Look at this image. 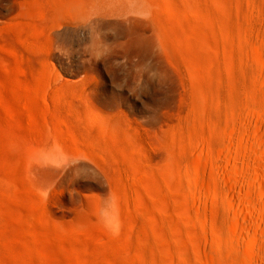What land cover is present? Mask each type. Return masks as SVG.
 <instances>
[{
    "label": "rangeland",
    "instance_id": "1",
    "mask_svg": "<svg viewBox=\"0 0 264 264\" xmlns=\"http://www.w3.org/2000/svg\"><path fill=\"white\" fill-rule=\"evenodd\" d=\"M261 72L264 0H0V264H202L197 157L264 131Z\"/></svg>",
    "mask_w": 264,
    "mask_h": 264
},
{
    "label": "bare ground",
    "instance_id": "2",
    "mask_svg": "<svg viewBox=\"0 0 264 264\" xmlns=\"http://www.w3.org/2000/svg\"><path fill=\"white\" fill-rule=\"evenodd\" d=\"M259 78L261 82H264V72H261ZM259 88L258 86V89ZM262 90L264 89L262 88ZM221 99L223 100L222 102L225 101L224 97ZM260 109H258V111ZM262 111L264 112V107ZM242 119V127L244 129L240 130L241 126L238 125L233 129L234 136L239 137L242 143V145H240L241 149L239 147L240 151L242 150V158L239 163L235 161L234 154L232 153V151L234 152L233 146L239 142L238 140H236L234 145V142H232L233 139L229 142L232 151L227 153L226 151L225 153L224 151L222 152L224 153L222 156L224 155L225 165L221 163L220 159H217L218 156L216 158L215 155V157L209 155L211 148L205 145L201 147V151L198 150L199 155L196 153L198 155V157L197 155L196 157L199 158L197 159L199 160V164L195 169L197 177L192 181L195 190H197V198L196 203L190 206V212H192L197 222L200 224V227L195 229L194 233L197 249L202 258L201 261L203 260L201 262L202 264H264V215L262 212V209H264V197H262L264 193H262V196L257 197V190L260 189L259 191H264L261 186V183H264V146L262 148H256L254 144L256 137L259 139L262 138L264 141V131L258 127L259 120H257L254 115L246 113ZM189 123L190 126L188 124V128L186 127L188 133L197 130L196 118ZM261 123H263L264 126V121H261ZM240 142L239 144H241ZM213 153H215V151ZM191 156L194 158L195 154L194 156L190 154V159ZM255 163L257 164V168H260L257 169L259 172L253 168ZM211 164L214 165L216 170L222 171L223 164L227 169L229 168V171L230 169L232 171L230 183L233 192L225 193L227 207H222L221 211L219 208L214 211L211 210V206L214 203L210 191L211 185L221 192H223L224 189V185L220 181L214 180L211 184L208 176ZM254 170L257 171V175H260L259 178L261 177L262 182H260L261 179L259 181L257 179H249V174ZM224 176L225 175L222 177L224 178ZM259 185L261 188L258 189V187H260ZM224 192L226 191L224 190ZM237 192H240L241 196H237ZM260 193L261 192H259V194ZM242 205L246 208L248 207L249 211L246 209L244 210L248 212L244 211L242 209L244 207H241Z\"/></svg>",
    "mask_w": 264,
    "mask_h": 264
}]
</instances>
